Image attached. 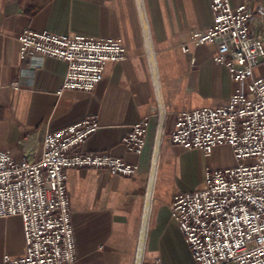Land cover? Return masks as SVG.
I'll list each match as a JSON object with an SVG mask.
<instances>
[{
  "label": "crops",
  "instance_id": "crops-1",
  "mask_svg": "<svg viewBox=\"0 0 264 264\" xmlns=\"http://www.w3.org/2000/svg\"><path fill=\"white\" fill-rule=\"evenodd\" d=\"M212 23L211 0H0V147L35 159L48 131L94 114L100 126L80 148L139 164L129 176L94 167L66 170L74 264H198L172 215V199L203 187L208 167L239 161L229 144L206 154L175 144L171 131L180 112L224 105L246 89L214 60L215 43L192 42L194 30ZM27 27L122 38L126 57L109 61L93 90L58 93L67 62L21 55L17 36ZM251 30L264 35V15L255 14ZM147 115L143 152L127 150L123 136ZM25 249L21 218L0 217V264L5 255L20 257Z\"/></svg>",
  "mask_w": 264,
  "mask_h": 264
},
{
  "label": "built area",
  "instance_id": "built-area-1",
  "mask_svg": "<svg viewBox=\"0 0 264 264\" xmlns=\"http://www.w3.org/2000/svg\"><path fill=\"white\" fill-rule=\"evenodd\" d=\"M213 23L196 29L195 44L215 43L214 60L225 65L246 89L228 103L178 114L172 141L210 154L229 144L239 163L206 170L205 184L176 193L172 215L198 264H264V35L251 30L264 5H233L211 0ZM21 55L39 54L67 62L58 93L91 91L102 80L109 61L126 57L122 38L100 39L81 34L23 29L17 36ZM188 50V46H184ZM261 67L260 73L256 68ZM149 115L135 121L123 136L127 150L141 154ZM96 115L48 131L39 156L17 157L0 147V217L18 216L25 236L24 255L3 257V264H74L75 232L66 187V170L94 167L129 176L139 164L108 151L80 148L98 130Z\"/></svg>",
  "mask_w": 264,
  "mask_h": 264
},
{
  "label": "rangeland",
  "instance_id": "rangeland-1",
  "mask_svg": "<svg viewBox=\"0 0 264 264\" xmlns=\"http://www.w3.org/2000/svg\"><path fill=\"white\" fill-rule=\"evenodd\" d=\"M260 72V71H259Z\"/></svg>",
  "mask_w": 264,
  "mask_h": 264
}]
</instances>
